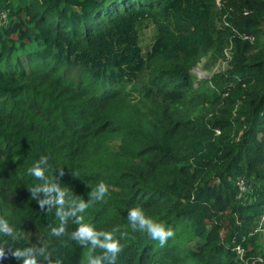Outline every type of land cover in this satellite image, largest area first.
<instances>
[{"label":"trees","instance_id":"trees-1","mask_svg":"<svg viewBox=\"0 0 264 264\" xmlns=\"http://www.w3.org/2000/svg\"><path fill=\"white\" fill-rule=\"evenodd\" d=\"M204 59L228 66L196 88ZM42 156L65 211L91 200L59 236L37 202L57 194L30 192ZM137 206L173 231L163 247ZM263 218L264 0H0V264H87L108 233L116 264H264Z\"/></svg>","mask_w":264,"mask_h":264},{"label":"clouds","instance_id":"clouds-1","mask_svg":"<svg viewBox=\"0 0 264 264\" xmlns=\"http://www.w3.org/2000/svg\"><path fill=\"white\" fill-rule=\"evenodd\" d=\"M49 157L42 156L39 161L35 163L33 167H31L28 171L30 175L36 177V179L44 181L42 185H38L32 189L30 192L32 193V198L37 199L38 194L43 193L45 196H48L50 193L55 192L57 195L54 199L49 197L47 200H38L37 202L40 207L43 209L46 203L55 204L59 207L56 208V215L61 221V227L59 229L53 228L52 235L59 236L64 231V224H66L69 217H74L79 221L80 217L77 213L83 212L87 207L91 200L86 203L82 198H77L71 200L68 205L69 211H65V196L68 194L65 190H62L57 183H53L48 180V178L44 175L45 167L48 166ZM61 174L63 172L61 171ZM108 192V187L103 182L99 183L95 189L90 193V197L94 200H102L104 196ZM128 221L130 223L131 228L134 231L145 232L151 239L158 240L160 246L163 247L168 238L173 236V231L171 229H165L162 225L156 224L152 219L148 218L144 214V210L141 207H133L129 210ZM3 223V221H0ZM118 231V229H116ZM85 235V229L81 228L76 233L73 234L74 239H78L80 243H85L83 237ZM105 241H99L97 238L91 239V244L93 248L100 247L102 248L103 254L99 256L88 255L86 257L87 264H104L105 261L108 264H116V259L120 251L122 250L119 241L115 240L112 234H104ZM37 253L36 255H44V249H27L23 253L24 256L28 257L24 260V264H36V255H32V253ZM12 255L15 259L19 260L21 258V254L19 251L13 252ZM4 255L0 254V259H3ZM59 264V261L57 262Z\"/></svg>","mask_w":264,"mask_h":264},{"label":"rangeland","instance_id":"rangeland-1","mask_svg":"<svg viewBox=\"0 0 264 264\" xmlns=\"http://www.w3.org/2000/svg\"><path fill=\"white\" fill-rule=\"evenodd\" d=\"M153 34L154 32L152 27H144L141 31V42L145 53L151 47V44L153 42ZM227 66L228 64L224 60L220 61V63L215 66H211L209 65L207 59H204L193 71V74L198 79L197 82H195V87H199V80L211 78L213 75L223 72L227 68ZM102 162L105 168L111 169L114 166L116 160L112 155L109 154L107 157H104V160Z\"/></svg>","mask_w":264,"mask_h":264},{"label":"built area","instance_id":"built-area-1","mask_svg":"<svg viewBox=\"0 0 264 264\" xmlns=\"http://www.w3.org/2000/svg\"><path fill=\"white\" fill-rule=\"evenodd\" d=\"M240 186H241V190L242 191H245L246 190V186L243 182L240 183Z\"/></svg>","mask_w":264,"mask_h":264}]
</instances>
